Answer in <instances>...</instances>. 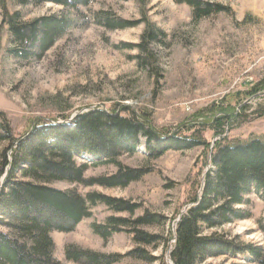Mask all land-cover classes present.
Here are the masks:
<instances>
[{
  "label": "rangeland",
  "instance_id": "rangeland-1",
  "mask_svg": "<svg viewBox=\"0 0 264 264\" xmlns=\"http://www.w3.org/2000/svg\"><path fill=\"white\" fill-rule=\"evenodd\" d=\"M199 1L227 11L195 19L185 0H90L77 11L54 3L22 7L0 0V125H7L13 138L21 140L40 123H60L64 117L68 119L62 121L68 122L94 107L110 110L124 106L147 114L159 133L180 131V136L210 143V154L219 137L199 123L215 116L212 113H218L225 99L238 114L224 127L221 137L225 141L264 137V92L249 95L253 85L264 79V0ZM4 12H17L28 24L57 17L68 28L42 55L29 46L10 53L11 36L3 22ZM120 21L137 25L108 29V24ZM147 28L158 37L145 43L142 35ZM140 44H146L148 51L138 47ZM193 120L197 122L191 123ZM192 124L188 131L186 126ZM201 153V147L167 151L154 160L141 137L136 154L118 160L124 167L149 171L126 188L52 184L61 191L75 189L82 196L96 193L138 206L129 215L99 204L72 232H52L54 258L60 264H85V260L76 263L67 259V247L105 256H124L141 247L165 264H172L169 254L175 241L169 240L170 235L191 206V198L200 196L204 174L210 168L201 161L196 164ZM87 160L83 156L79 162ZM115 171L112 165L90 167L85 178L108 177ZM249 199L250 206L238 207L250 211L249 219L213 232L237 246L264 247V233L257 223L264 219V201L254 194ZM144 213L163 218L160 223L140 227L159 238L156 247L138 245L125 231L113 232L107 239L93 231V226L107 225L108 218L132 221ZM242 222L251 226L245 233L236 229ZM0 233L9 234V230L0 225ZM114 264L148 263L126 256ZM204 264L258 263L244 252L209 258Z\"/></svg>",
  "mask_w": 264,
  "mask_h": 264
},
{
  "label": "trees",
  "instance_id": "trees-1",
  "mask_svg": "<svg viewBox=\"0 0 264 264\" xmlns=\"http://www.w3.org/2000/svg\"><path fill=\"white\" fill-rule=\"evenodd\" d=\"M11 1L22 7L54 3L76 11L90 3V0ZM185 1L192 8L195 19L227 11L225 7L199 0ZM3 15V22L11 36L10 53L29 46L42 55L68 28V24L57 17H44L28 24L22 22L17 12L11 15L4 12ZM136 25L135 22L120 21L107 27L117 30ZM157 37L158 34L151 28H147L142 35L145 43ZM138 47L144 48V52L148 51L146 44ZM258 92H264V79L253 85L249 95ZM222 100L218 113L213 112L215 116L204 118L199 123L207 126L214 137H219L210 154V143L196 140L193 136H180V131L159 133L152 127L147 114L124 106L110 110L94 107L77 114L68 122L62 121L68 119L64 117L60 123H56L57 120L55 123H40L21 140L13 138L7 125H0V225L9 230V234L0 233V264H60L53 256L51 233L72 232L82 220L91 217V209L99 204L114 213L133 215L138 209L134 203L96 193L82 196L75 189L61 191L52 184L62 182L111 189L126 188L149 171L147 168L124 167L118 160L123 155H135L141 137L151 159L155 160L167 151L183 152L201 147V158L196 160V164L201 161L203 166H210L204 174L200 196L191 198V206L176 223L174 234L170 235L169 240L175 241L169 254L170 262L204 264L207 259L226 253L235 255L246 252L253 262L264 264V247L237 246L235 242L227 241L221 234L213 232L236 221L249 219L250 211L238 207L250 206V195L254 194L264 201V137L245 142L225 141L221 137L224 127L231 125L238 114L227 105L225 99ZM195 122L197 120L191 123ZM193 126L186 128L189 131ZM83 156L90 160L79 162ZM103 165L114 166L115 173L108 177L85 178L90 167ZM195 183L199 185L198 181ZM162 220L161 216L149 213L132 221L108 218L107 225L93 226V231L104 239L113 232L125 231L132 235L138 245L156 247L159 238L148 235L140 227ZM257 223L264 233V219H259ZM65 255L76 263L85 260V264H114L126 256L148 264L155 261L165 264L141 247L124 256H105L67 247Z\"/></svg>",
  "mask_w": 264,
  "mask_h": 264
},
{
  "label": "bare ground",
  "instance_id": "bare-ground-1",
  "mask_svg": "<svg viewBox=\"0 0 264 264\" xmlns=\"http://www.w3.org/2000/svg\"><path fill=\"white\" fill-rule=\"evenodd\" d=\"M250 224L247 223V222H242V223H239V225L237 226V231L240 232V233H245L247 230L250 229ZM253 238H256V236H254Z\"/></svg>",
  "mask_w": 264,
  "mask_h": 264
},
{
  "label": "water",
  "instance_id": "water-1",
  "mask_svg": "<svg viewBox=\"0 0 264 264\" xmlns=\"http://www.w3.org/2000/svg\"><path fill=\"white\" fill-rule=\"evenodd\" d=\"M75 116H76V115H74L70 120H72ZM70 120H69V121H70ZM179 219H180V218H179Z\"/></svg>",
  "mask_w": 264,
  "mask_h": 264
}]
</instances>
